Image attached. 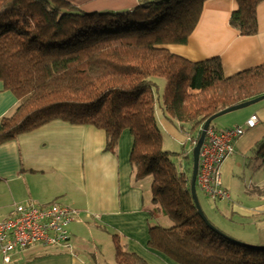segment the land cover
I'll list each match as a JSON object with an SVG mask.
<instances>
[{
	"label": "trees",
	"instance_id": "obj_1",
	"mask_svg": "<svg viewBox=\"0 0 264 264\" xmlns=\"http://www.w3.org/2000/svg\"><path fill=\"white\" fill-rule=\"evenodd\" d=\"M206 1L87 12L68 0H0V80L18 100L0 117V145L61 120L102 129L115 152L128 130L133 175L151 177V215L175 221L149 226L150 248L174 264H264V244L229 236L205 209L217 229L204 220L191 193L192 161L180 170L179 153L163 148L159 108L196 143L209 117L264 95V63L227 76L220 57L192 61L167 47L188 42ZM236 1L230 23L258 33L264 0ZM257 152L264 157V142ZM113 239L116 264H151Z\"/></svg>",
	"mask_w": 264,
	"mask_h": 264
},
{
	"label": "crops",
	"instance_id": "obj_2",
	"mask_svg": "<svg viewBox=\"0 0 264 264\" xmlns=\"http://www.w3.org/2000/svg\"><path fill=\"white\" fill-rule=\"evenodd\" d=\"M68 1L94 12L131 9L147 0ZM237 7L236 0H207L188 42L167 47L192 61L220 57L227 76L264 63V2L258 7L259 31L254 35H243L230 23ZM163 82L159 81L161 91ZM260 102L242 121L215 125L221 130L244 124L253 114L259 118L258 124L236 141L234 153L222 165L223 183L230 195L241 158L249 153L261 156L257 149L264 142V100ZM17 105L15 95L0 80V117L12 113ZM157 118L162 130L176 138L182 135L179 143L184 145L187 139L196 144L176 122L167 120L161 112H157ZM106 144L107 135L102 129L57 120L0 145V220L13 215L16 204L26 201L40 205L59 202L78 210V219L69 226L67 246L32 245L14 254L11 263L4 262L0 255V264H105L103 245L110 240L114 244V233L128 249L151 264H174L148 246L149 226L159 218L149 210L151 182L149 185L133 175L131 133H122L115 152ZM258 193L255 204L233 201V195L222 201L224 209L243 219L250 218L257 233L254 243L264 244V196ZM239 197H244V193Z\"/></svg>",
	"mask_w": 264,
	"mask_h": 264
},
{
	"label": "built area",
	"instance_id": "obj_3",
	"mask_svg": "<svg viewBox=\"0 0 264 264\" xmlns=\"http://www.w3.org/2000/svg\"><path fill=\"white\" fill-rule=\"evenodd\" d=\"M258 122V115L253 114L244 124L221 130L215 126L208 128L200 149L196 184L213 200L231 199L223 183L222 165L234 153L236 141ZM77 219L78 210L59 202L49 205L34 201L16 204L12 217L0 221V255L9 263L14 253L32 245L67 246L70 243L69 226Z\"/></svg>",
	"mask_w": 264,
	"mask_h": 264
},
{
	"label": "rangeland",
	"instance_id": "obj_4",
	"mask_svg": "<svg viewBox=\"0 0 264 264\" xmlns=\"http://www.w3.org/2000/svg\"><path fill=\"white\" fill-rule=\"evenodd\" d=\"M163 81V79H160ZM261 102L255 103L253 105L231 111L224 115L217 117L213 121V125L226 126L233 122L242 121L246 118L247 113L254 111L259 107ZM159 108V107H158ZM162 113L161 108H159L158 114ZM247 120V119H246ZM163 148L179 153L175 158L180 170H185L189 163L193 164L192 151L195 145H193L191 140H184L183 143H179V137H174L166 130H163ZM188 155V158L185 156ZM254 154H248L241 158L242 164L237 169L234 177V183L230 187L232 200L239 202L244 205L255 204V194L259 192V196L263 198L264 196V160L262 156L253 157ZM190 159V162H188ZM191 164V166H192ZM143 182L150 185L151 177L148 176L142 180ZM244 193V197H239V194ZM200 204L204 209L207 210V214L212 222H215L224 233L231 237L237 238L248 244H257L256 242L257 233H255L254 224L250 222L249 219H243L237 213H231L229 210L224 209L225 203L222 200H213L211 197L203 193L199 188L197 191ZM218 216V217H216ZM159 220L153 221L154 224H162L164 226H173L175 221L170 217L165 215L158 216ZM113 241L110 240L108 243L103 245L102 254L105 264H116L115 262V248Z\"/></svg>",
	"mask_w": 264,
	"mask_h": 264
},
{
	"label": "water",
	"instance_id": "obj_5",
	"mask_svg": "<svg viewBox=\"0 0 264 264\" xmlns=\"http://www.w3.org/2000/svg\"><path fill=\"white\" fill-rule=\"evenodd\" d=\"M262 100H264V95L256 97V98L251 99V100H247V101L232 105V106H229V107L217 112L216 114L212 115L211 117H209L205 121V123H204V125H203V127L201 129L199 139H198V141L196 142V144H195V146L193 148V152H192V155H193V169H192V177H191V193H192V197H193L195 205H196V207L198 209L199 214L204 218V220L207 223L210 224L211 227H213L215 229H217V228L212 223H210V221L208 220L207 216L205 215V213L203 211V208H202V206L200 204L198 194H197L196 178H197L198 169H199V158H200L201 146H202V144H203V142L205 140L207 130L211 126V124H212L214 119H216L217 117H219L221 115L229 113L231 111L238 110V109L253 105V104L258 103V102H260ZM259 246H264V245H259Z\"/></svg>",
	"mask_w": 264,
	"mask_h": 264
},
{
	"label": "clouds",
	"instance_id": "obj_6",
	"mask_svg": "<svg viewBox=\"0 0 264 264\" xmlns=\"http://www.w3.org/2000/svg\"><path fill=\"white\" fill-rule=\"evenodd\" d=\"M196 186H197V184H196ZM29 247H30V246H29ZM18 252H19V251H18ZM14 254H16V253H14ZM1 257H2V256H1ZM13 257H14V255H13ZM12 261H13V259H12ZM12 261H11V262H12ZM4 262H5V261H4ZM11 262H9V263H11Z\"/></svg>",
	"mask_w": 264,
	"mask_h": 264
}]
</instances>
